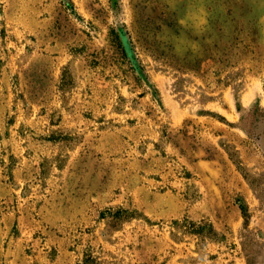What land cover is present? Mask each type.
<instances>
[{"label": "rangeland", "instance_id": "1", "mask_svg": "<svg viewBox=\"0 0 264 264\" xmlns=\"http://www.w3.org/2000/svg\"><path fill=\"white\" fill-rule=\"evenodd\" d=\"M0 264H264V0H0Z\"/></svg>", "mask_w": 264, "mask_h": 264}]
</instances>
